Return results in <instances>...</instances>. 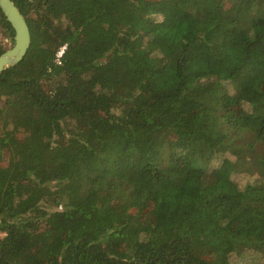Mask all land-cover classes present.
<instances>
[{
	"label": "trees",
	"instance_id": "obj_1",
	"mask_svg": "<svg viewBox=\"0 0 264 264\" xmlns=\"http://www.w3.org/2000/svg\"><path fill=\"white\" fill-rule=\"evenodd\" d=\"M13 1L0 264H264V0Z\"/></svg>",
	"mask_w": 264,
	"mask_h": 264
},
{
	"label": "water",
	"instance_id": "obj_2",
	"mask_svg": "<svg viewBox=\"0 0 264 264\" xmlns=\"http://www.w3.org/2000/svg\"><path fill=\"white\" fill-rule=\"evenodd\" d=\"M0 7L15 29L11 46L0 55L1 73L24 59L31 46L32 35L25 16L13 0H0Z\"/></svg>",
	"mask_w": 264,
	"mask_h": 264
},
{
	"label": "rangeland",
	"instance_id": "obj_3",
	"mask_svg": "<svg viewBox=\"0 0 264 264\" xmlns=\"http://www.w3.org/2000/svg\"><path fill=\"white\" fill-rule=\"evenodd\" d=\"M3 41H4V43H5L6 45H8L9 47L11 46V40L5 38ZM7 49H8V48H7ZM248 177H249V175H248V174H245V173H240V174H237V175H236L237 180L240 181L241 184L245 183L246 180L250 179V178H248ZM252 177H253V176H252ZM253 257H255V256H248V259H247V260H244V261H245L244 263H243V261H242V263H243V264H251V263H252V260H253ZM249 259H250V260H249Z\"/></svg>",
	"mask_w": 264,
	"mask_h": 264
}]
</instances>
